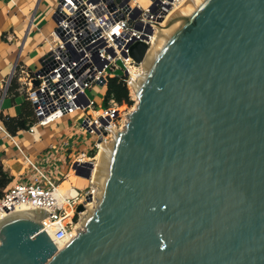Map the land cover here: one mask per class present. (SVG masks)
Masks as SVG:
<instances>
[{
	"label": "water",
	"instance_id": "water-1",
	"mask_svg": "<svg viewBox=\"0 0 264 264\" xmlns=\"http://www.w3.org/2000/svg\"><path fill=\"white\" fill-rule=\"evenodd\" d=\"M180 12L149 67L147 45L130 49L137 105L109 142L102 186L93 179L95 206L78 207L83 229L59 249L45 211L13 214L0 264H264V0Z\"/></svg>",
	"mask_w": 264,
	"mask_h": 264
},
{
	"label": "built area",
	"instance_id": "built-area-1",
	"mask_svg": "<svg viewBox=\"0 0 264 264\" xmlns=\"http://www.w3.org/2000/svg\"><path fill=\"white\" fill-rule=\"evenodd\" d=\"M187 1H58L54 13L57 21L47 41L49 51L42 67L37 71L22 69L20 75L14 71L6 82L5 91L10 89L14 80L24 84L25 97L34 114L33 123L26 131L32 135L37 133L38 128L64 121L78 111L75 123H83L81 129L94 136L90 140L92 150L89 154L79 152L77 138L66 139L58 148L51 147L52 151L36 162L20 149L22 179L10 185L0 198V221L16 213L45 211L48 214L44 220L45 230L49 233V227H53L54 238L62 243L59 246L54 240L59 249L83 229L80 223L86 211L78 212V207L83 205L87 210L96 204L94 169L90 187L83 194L73 192L76 184L70 183V178L78 177L76 167L84 163H92L95 167L102 145L112 140L114 130L124 129L128 115L134 110H122L107 95L104 102L97 104L87 91L97 86L106 89L107 93L109 77L115 76L114 73L120 69L118 62L122 61L123 76L118 78L127 85L132 100L131 69L140 68L143 72V65L137 64L131 57V47L143 43L151 49L160 27L165 26L173 12ZM104 103L106 108H100ZM0 132L6 133L2 124ZM71 154L74 156L69 163V171L58 183L45 166L55 165L63 156H67L69 161ZM65 183H70L68 189L63 188Z\"/></svg>",
	"mask_w": 264,
	"mask_h": 264
},
{
	"label": "crops",
	"instance_id": "crops-1",
	"mask_svg": "<svg viewBox=\"0 0 264 264\" xmlns=\"http://www.w3.org/2000/svg\"><path fill=\"white\" fill-rule=\"evenodd\" d=\"M47 2L48 0H0V124L5 129L1 116L19 118L27 106H30L33 112L25 97L24 84L14 80L13 85L16 88L7 92L5 85L14 71H17L18 75L22 69L33 71L27 65L28 61L36 67L48 53L47 41L51 34L49 30L52 29V32L55 25L53 22L46 28L44 21L45 13L49 9V6L45 5ZM75 120L73 119L74 125ZM73 124L70 125L67 117L57 125L38 128L35 135L26 130H21L16 135L7 130L6 133L0 132V159L5 170L13 177V183L22 179L23 158L20 149L34 161L40 162L52 151L51 147L58 148L60 143L68 138ZM59 155L57 157H60ZM67 161L68 157L63 156L55 165H46L45 170L57 180H63L67 173L62 174L60 170Z\"/></svg>",
	"mask_w": 264,
	"mask_h": 264
},
{
	"label": "rangeland",
	"instance_id": "rangeland-1",
	"mask_svg": "<svg viewBox=\"0 0 264 264\" xmlns=\"http://www.w3.org/2000/svg\"><path fill=\"white\" fill-rule=\"evenodd\" d=\"M58 1L59 0H48V2L45 4V5L49 6V9L45 13L46 15H45V21L44 22H45L46 28L49 25L51 26L53 22L55 25V21H53L52 18L54 17V13L56 12V7L58 4ZM51 30L52 29L49 30L50 33H52ZM27 65L33 71H37L42 67L41 63H38L35 67L34 63H31V61H28ZM118 65H119L120 69L117 70L114 73V75L116 77H122L123 76L122 69H124V63L121 61V62H118ZM87 93H88V96L92 100H94L97 104H101L102 102H104L106 99V95H107L106 89H101L97 86L94 87L92 90H88ZM131 94H133V93L131 92ZM132 101H133V104L131 106L120 105L122 110H125L128 112V111L132 110L133 108L135 109V106L137 105L136 97L132 96ZM100 108H106V104L104 103L103 107H100ZM78 113H79L78 111H75L74 114H72L70 117H68L70 125L73 124V119H75L77 117L76 115ZM58 123H61V121H58L52 125H57ZM82 125H83V123L72 126V128L70 129V132L67 136L68 137L67 140H74L75 138H77V142H78L79 147H80L79 152H86L89 154L90 151L92 150V142L90 140L93 139L94 136L89 135V133L85 129H81ZM80 144H82V145H80ZM61 145H62V142L60 143V146ZM73 156H74L73 154L70 155L69 161H67L66 164H64L63 168L60 170V172H62V174L63 173L65 174L69 171V163H70L71 159L73 158ZM57 182L59 183L60 181L57 180ZM89 187H90V180L80 177L76 183V186H75V189L73 190V192L77 195L83 194L85 191H87L89 189Z\"/></svg>",
	"mask_w": 264,
	"mask_h": 264
},
{
	"label": "trees",
	"instance_id": "trees-1",
	"mask_svg": "<svg viewBox=\"0 0 264 264\" xmlns=\"http://www.w3.org/2000/svg\"><path fill=\"white\" fill-rule=\"evenodd\" d=\"M16 88L13 84L9 91ZM107 98H113L119 105L131 106L130 90L127 85L120 81L116 76L109 77L107 84ZM34 114L31 107L27 106L19 118L2 117L1 120L12 135H16L21 130H27L33 123ZM13 183V177L5 170L4 165L0 159V198L3 196L4 191Z\"/></svg>",
	"mask_w": 264,
	"mask_h": 264
},
{
	"label": "bare ground",
	"instance_id": "bare-ground-1",
	"mask_svg": "<svg viewBox=\"0 0 264 264\" xmlns=\"http://www.w3.org/2000/svg\"><path fill=\"white\" fill-rule=\"evenodd\" d=\"M196 1H197V0H191V1L188 3V5L185 4V5L181 6V8L177 9L176 11L180 10V11H181L180 13H183L188 7L193 6L194 3H195ZM176 11H175V12H176ZM175 12H173V15H174ZM173 15H172V16H173ZM172 16H171V17H172ZM162 34H163V33H162ZM162 34H158L157 40L155 41L154 45L151 47V49H150V51H149V53H148V55H147L146 61H145V63H144V66L147 65V66L149 67L148 59H149V58L152 56V54L157 50V48H158V46H159V43H160V41H161V39H162ZM141 75H142V69H140V68H135V67H133V68L131 69V81H132L131 83H132V88H133V90L137 89V88L139 87L140 83L142 82V78H140ZM134 97H135V96H134ZM135 108H136V106H135ZM115 131H116V130H114L113 133H114ZM108 152H109V143H106V144L102 145V148H101V150H100V152H99V154H98V156H97V161H96V163H95V167H94V182H95L97 185L99 184V185L102 186V184H103V181H104V178H105V172H106V169H105V166H106V165H105V163H106V162H105V159H106V157L108 156ZM70 179H71V180H70V183H77V181L79 180V177L71 176ZM70 183H65V184L63 185V188H64V189H68V186H69ZM90 208H92V207L89 206V207H88V210H89ZM72 214H73V212L70 211V212H69V215L72 216ZM48 231H49V235L51 236V238H52L53 240H55V242H56L59 246H61L62 243L54 238L55 235H54L53 227L50 226L49 229H48Z\"/></svg>",
	"mask_w": 264,
	"mask_h": 264
}]
</instances>
